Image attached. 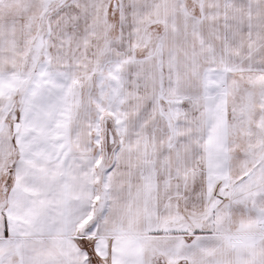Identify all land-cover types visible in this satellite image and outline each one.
<instances>
[{"label":"snow or ice","instance_id":"6c2138e0","mask_svg":"<svg viewBox=\"0 0 264 264\" xmlns=\"http://www.w3.org/2000/svg\"><path fill=\"white\" fill-rule=\"evenodd\" d=\"M0 264H264V0H0Z\"/></svg>","mask_w":264,"mask_h":264}]
</instances>
